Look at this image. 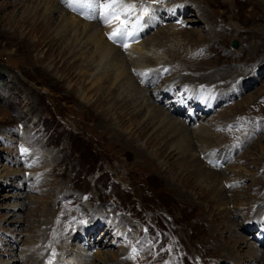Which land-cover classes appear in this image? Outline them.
Returning <instances> with one entry per match:
<instances>
[{
	"label": "rangeland",
	"instance_id": "obj_1",
	"mask_svg": "<svg viewBox=\"0 0 264 264\" xmlns=\"http://www.w3.org/2000/svg\"><path fill=\"white\" fill-rule=\"evenodd\" d=\"M35 1L0 0V264H40L45 257L44 262L51 261L54 255L67 264L83 256L92 260L91 264H99L94 260L98 253L109 260L121 257L124 264H252L246 255L252 247L262 251L257 264H264V240L257 244L251 237L253 231L246 226L251 218L264 214L258 212L264 211V0H212L219 6L210 9L204 7L206 0H128L140 6L147 2L159 9L172 2L184 4L190 13L203 5L222 30L220 42L204 19L185 27L168 21L145 35L139 30L137 40L134 35L125 38L135 47L172 28L171 32L179 36L176 44L188 49L196 46L197 37L192 42L183 40L185 34L181 32L195 30L207 37L208 45L188 50V55L184 48L161 52V62L168 65L170 78L176 82L180 79L179 84L186 82L178 78L181 74L184 79H200L201 84L228 91L229 97L219 103V109L195 124L213 129L217 137L214 146L219 147L222 140L223 144L235 143L244 136L242 124L226 128L232 121H261L260 128L245 137L248 141L228 161L217 162L219 174L233 182V187H225V204L201 195L199 187L208 186L202 176L212 170L195 163L187 165L171 150L165 158L160 157L159 143L147 142L159 129L140 138L130 122L116 125L111 113L112 118L103 113L108 124L101 122L97 118L100 110L90 106L94 104L88 97L91 94L79 97L86 85L69 76L54 51L25 48L19 40L17 43L5 36L11 31L10 19L28 17ZM40 11L43 14L44 10ZM55 21L58 26V16ZM174 27L182 29L176 33ZM233 40L238 43L236 47ZM121 46L126 53L131 50L128 45L125 49ZM212 50L221 57H211ZM133 63L126 62L129 68L143 67ZM155 63L153 66L159 65ZM224 70L230 72L229 78L224 81L218 76L216 83L208 82L207 75ZM235 72H239L237 77ZM202 73V78L194 76ZM234 79L239 89L231 93ZM219 124L225 125L222 132L217 130ZM195 125H187L190 130L185 134L193 136L199 127ZM194 145V158L199 163L203 159L195 141ZM19 157L31 161V166L23 167ZM207 160L202 162L213 166ZM27 173L29 178L24 176ZM183 179L199 187L185 188ZM27 180L31 182L28 185ZM252 197L255 202L249 207ZM110 224L116 231L109 232ZM82 225L87 227L83 234ZM252 228L258 234L261 227ZM107 230L109 236H105ZM89 231L90 240L86 239ZM81 236L84 239L80 240ZM238 246L241 255L233 262L226 257L227 251ZM64 247L70 252L60 255L59 249ZM133 247L137 249L135 259L130 258Z\"/></svg>",
	"mask_w": 264,
	"mask_h": 264
},
{
	"label": "bare ground",
	"instance_id": "obj_2",
	"mask_svg": "<svg viewBox=\"0 0 264 264\" xmlns=\"http://www.w3.org/2000/svg\"><path fill=\"white\" fill-rule=\"evenodd\" d=\"M149 1L152 2L155 0H149ZM204 3L207 5V6H204L207 9H210L211 7L219 6L218 1L206 0ZM170 4H173V2ZM64 6L65 5L60 0H36L27 15L28 17H26L25 19H22L21 21H18L16 18L10 19L9 25L11 26V31H6L4 34L10 40H14L16 42L17 40H19L18 42H20V44L24 46L25 48L32 47V49H37L39 47L41 49L45 48L46 51H54L56 54V57H58V61H61L64 67L68 70L69 76L74 77L73 78L74 80L78 79L77 83L79 82V84H81L83 87L84 85H86V88L80 92L79 97L87 98V93L89 92V94H91V95H88V97H90L89 99H93L94 104H91L90 106H93V107L96 106L100 110L98 111L97 118L101 122L105 121L104 120L105 114L108 117L109 116L108 114L111 113L112 117H115L114 122L116 125H119L120 127L124 125L127 121L130 122V125L134 127V129L138 133V137L140 138H145L152 131L159 129V132L157 131L158 133H155L153 135L154 137L149 138L147 142L149 143L158 142L159 143L158 149L160 152V157L165 158V156H167L168 154V150H171V152L174 153L175 157L177 156L178 158L182 159L184 162L188 163L187 165H189L190 163H195V165L199 164V166L201 167L205 166V168L209 169L210 171L212 170L209 173L205 172L206 173L205 176H202L203 178H205L204 180L206 183H208V186L199 187L196 185L197 183L196 184L192 183L189 179H183L185 181V185L183 186L185 188H187L186 186H189V187L193 186V188L199 187L201 191V195H203L204 197L211 196V199L214 202H217L218 204H221V203L225 204L226 198L224 199V197L227 196V193H226L227 191L225 189V186L227 184L232 185L233 182L231 181L228 182L226 180L227 178H225L226 176L222 177L219 174L220 171L216 169L215 167H217V165L219 164V163L217 164L218 160L222 159V163H224L230 159L229 157L232 152L230 151V147H228L226 144H223L224 140L222 141L219 140L220 141L219 147L214 146L215 139H217V137L214 138L215 133H212L213 129L207 130L206 128L200 127L199 126L200 123L198 125H195L196 123L191 124L192 127H194L193 125L199 126L198 128H195V130H193L194 131L193 136L185 134L187 131L189 132L190 128L188 127L189 125L188 126L184 125V121L180 120L179 117L181 115L179 114L174 115L171 112L169 113L168 110L164 109L163 105L162 106L159 105L158 102L154 101L153 96H151V92H154L156 89H157L156 91H159V89L160 90L162 89L158 87L155 89L152 88L149 91L146 85H141V84L139 85V83H137V80L132 76L133 74L132 73H131L132 75L130 74L131 67L129 68V66H127L126 64L128 60H131L132 63L137 62L138 66H143L142 68L140 67L141 71L144 68L149 69L150 67L154 65L155 62H158L155 64L160 65L161 63V65H163L164 63L161 62V60H163L161 59L163 56L161 52L166 53L167 51L172 50V53H174L176 52L175 49L184 48V47L178 46L175 42L177 41L176 39L179 36L171 32L172 28L171 29L169 28V30L162 29L164 30L162 33L155 34L154 36L152 35L153 37L147 39L145 42L134 44L135 47L131 45V42L128 41L129 39L124 37L122 46L124 45V49H125L126 45H128L127 46L128 49H131L130 51H127L126 53L125 52L126 49L122 50L121 48H119V45L115 44L112 41V39L109 38L110 33L113 31V28L117 26L116 22H114L111 26L108 24H105L102 18L100 20L98 19V21H95V19H93L95 21V22L93 21L94 22L93 24L87 22L89 20H86V22H84L83 19H80V17L78 18L68 13L67 11H65ZM40 8L44 10L43 14H41ZM206 8H203V5H201L198 9H196L197 11L196 13L194 10L192 13H190L189 9L185 7L184 4H178L179 13L180 15L181 14L186 15L187 24L193 26L192 24H197L201 20L204 19L205 25L210 27L211 29L210 32L214 34V38H218L219 36L218 40L221 42L220 38H223L222 32H221L222 30L221 31L219 30L220 28L219 24L213 21V18L211 17V14L209 13L210 10L208 11ZM160 9L156 8V11H155L156 15H158L159 12H161ZM80 12H82V9H80ZM56 16H58V19L60 20V24L58 26H56L57 25L55 21ZM174 28H175L176 33H178L179 29H182L181 27H174ZM159 29L161 28H158L156 31H158ZM104 30H107L108 37H106ZM181 33L185 34V36L183 37L184 38L183 40H189V41L191 40L192 42V40H194L197 37V41H196L197 44L195 46L197 48L208 43L207 41L205 42L206 40L205 38L207 37L205 36L202 37V33L200 31L190 30L187 33H183V32ZM20 34H21V37H19ZM138 35H139V28H138V31H136V34L134 35V40H137ZM199 39H202V40H199ZM202 41L203 43H200ZM195 47H191L188 49L184 48L185 53L189 54V52L192 51V49ZM146 49H149L150 52L149 51L146 52L145 51ZM257 49L258 47H256L255 50L257 51ZM188 50L190 51L188 52ZM140 51L141 53H139ZM211 53H212L211 57L216 54L220 56L217 50ZM175 58H177V56ZM202 58H198L196 60L197 61L204 60ZM194 59L195 57L193 58V60ZM182 69L190 70L191 68L184 67ZM136 70L140 71L139 68ZM238 73L235 72V77L238 76ZM202 75L203 73L200 75H194V76L195 77L201 76L200 78H202L203 77ZM181 76L183 77V75L179 74L178 78H181L182 80H186V82L189 84H194L195 83L194 81H197L198 83H200V79L193 80L190 78L187 79V77H185L186 79H184ZM207 76H208L207 79L209 80L208 82L213 80L212 83H216L214 82L215 78H217L218 76H221L223 77V80L225 81L227 78L230 77V72L225 71V70L221 72L218 71V73L213 72ZM174 77L176 78V76ZM204 77H206V75ZM239 78H240V75H239ZM167 80L170 81V79H167ZM204 82L205 81H203V83ZM146 84H150V82L148 81L146 82ZM221 102L222 101H220V103ZM106 121L105 123L108 124L109 121L108 122ZM222 127H225V125L219 124V127L217 128V130L219 132H222L224 129ZM248 139L249 138L247 137L244 143L247 142ZM194 141L197 143V148H199V152H202L203 150L204 151L207 150L208 156L206 157V159H208V161L210 160V164H213V166L207 165L205 162H202L203 160L200 161L199 163L198 161H196V159L194 158L196 154ZM213 147H216V149L212 150ZM200 148L202 151H200ZM148 155L146 156L148 157ZM149 159L147 160L151 162L152 159L150 157ZM200 171H197V172L200 173ZM187 177L188 176H186V178ZM233 180L235 182L237 180L236 177ZM261 193L264 195L263 192ZM254 202H255V199L252 197L249 202L250 204L249 207H252ZM236 207L238 206L236 205ZM258 212L261 213L264 211L258 210ZM47 220L45 222H47ZM110 225L112 228L109 227V232H111V230L116 229L115 225H112V224ZM82 230L83 229H81V234L85 232V231L82 232ZM109 232L107 230L105 232V236H109L108 235ZM87 233L88 234H87L86 239L90 240L92 237L91 231ZM68 240L70 242V239ZM239 248L240 247L238 246V248L235 247V248L228 250L227 251L228 254L226 257L229 258L233 262H235V260H238L241 255ZM59 251H60V255H66L67 253L70 252L66 249V247L62 248L61 250L59 249ZM261 252L262 251L258 249L257 247L256 249L252 247L246 253V255H247V258H249V260L251 259L250 262H253L252 264H257V262L261 258ZM83 257L84 258L82 259H80L81 257L77 258L78 260H76L74 264H91L92 260H90L86 256H83ZM95 258L96 259L94 260H98L99 264H124V261L121 260L122 259L121 257L115 258L116 260L114 259L109 260V259H106L104 255H100L98 253L95 256ZM44 259H46V257ZM44 259L40 261V264L44 263ZM59 259L58 260L55 259L54 261H51L46 264H52V263L53 264H67L64 262V260H62L61 262ZM8 264H15V263H12L10 261L8 262Z\"/></svg>",
	"mask_w": 264,
	"mask_h": 264
},
{
	"label": "snow or ice",
	"instance_id": "obj_3",
	"mask_svg": "<svg viewBox=\"0 0 264 264\" xmlns=\"http://www.w3.org/2000/svg\"><path fill=\"white\" fill-rule=\"evenodd\" d=\"M68 5L77 9L87 10L89 17L99 16L105 24L112 25L119 21L110 33V39L119 41L124 37L135 35L145 16H150V5L145 2L137 9L136 4L128 0H67ZM85 14V13H82ZM131 29V31H130ZM132 259H135L137 249L132 248Z\"/></svg>",
	"mask_w": 264,
	"mask_h": 264
},
{
	"label": "water",
	"instance_id": "obj_4",
	"mask_svg": "<svg viewBox=\"0 0 264 264\" xmlns=\"http://www.w3.org/2000/svg\"><path fill=\"white\" fill-rule=\"evenodd\" d=\"M235 44H236V42L234 41V42H233V45H235Z\"/></svg>",
	"mask_w": 264,
	"mask_h": 264
}]
</instances>
